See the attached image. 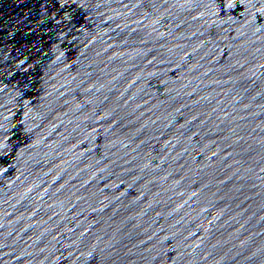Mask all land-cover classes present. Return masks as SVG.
I'll return each instance as SVG.
<instances>
[{"label":"water","instance_id":"95a60500","mask_svg":"<svg viewBox=\"0 0 264 264\" xmlns=\"http://www.w3.org/2000/svg\"><path fill=\"white\" fill-rule=\"evenodd\" d=\"M0 264H264V0H0Z\"/></svg>","mask_w":264,"mask_h":264}]
</instances>
